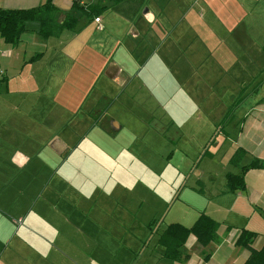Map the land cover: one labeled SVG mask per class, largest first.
<instances>
[{"label": "rangeland", "instance_id": "1", "mask_svg": "<svg viewBox=\"0 0 264 264\" xmlns=\"http://www.w3.org/2000/svg\"><path fill=\"white\" fill-rule=\"evenodd\" d=\"M146 1L142 5L141 0L138 11L132 5L125 15V26L138 27L137 23L142 22L156 29V23L148 24L142 18L144 8L154 12L157 9L153 0ZM157 1L160 10L166 13L169 3ZM184 1L181 9L191 4ZM197 6L195 2V9ZM189 16L192 25H201L200 18ZM101 19L103 33L94 31L90 20L84 30L74 28L64 30L59 37L53 35L59 41L54 51L48 48L41 59L26 63L21 74L10 79L8 87L19 93L20 99H16L19 95L5 98L2 94L5 83L0 82V207L9 214V217L0 215V252L17 253L18 259L9 264H26V261L29 264H134L141 253L143 257L137 264H145L147 253H160L159 259H164L161 246L155 244L158 230L172 223L190 226L201 212L218 223L216 233L220 235L221 231L222 241L228 243L227 234L232 230L261 228V234L252 242V247L257 248L264 237L263 220L255 214L250 218L235 211L229 214L227 208L233 207L235 201L231 194L221 193L225 189V173L237 171L227 163L236 144L230 140L222 142L225 132L232 135L234 130L221 131V122L238 115L233 104L237 92L241 98L252 92L244 104L255 99L252 87H258L257 96L264 94V73L250 78L255 74L245 75L247 65L222 66L215 62L219 53L226 52L223 48L230 40L219 29L206 34L208 47L198 40L191 44L192 63L187 67L182 41L192 37V31L186 35L171 34L176 43L168 40V53L164 43H160L153 49L155 54L150 60L151 47L145 49V58L132 54L135 42L131 29L113 38L110 32L123 19L118 9L101 13ZM183 22L182 19L179 24L181 29L187 25ZM103 34L105 41L99 39ZM38 39L41 40L35 36V41ZM112 40L117 43L109 51L99 47ZM216 40L221 42L214 48L211 43ZM39 46L38 42L32 45L31 52L41 51ZM14 47L11 46L12 57H19V61L9 65L19 68L31 55L22 54L26 50L23 47ZM104 56L119 65L129 64L126 75L135 78L123 91H120L122 85L103 76V65L99 66ZM147 58L148 66L140 71L141 63ZM79 60L84 63L89 60L93 70H83ZM38 68L41 71L37 72ZM237 69L245 77L235 74ZM188 74L190 80L183 82ZM108 90L113 93L97 103L95 116L83 119L90 101ZM115 94H119L118 98L110 102ZM242 110L249 109L242 106ZM77 120L80 124L75 125ZM53 139H59L62 144L64 141L71 151L61 162L54 156L57 160L53 162L54 169L45 163L53 153L47 145ZM15 151L33 156L18 175L10 160ZM250 160L245 155L240 163ZM61 193L63 198L58 199ZM56 203L62 210L67 209L64 203L77 204L80 212H69L71 218L63 220L54 209ZM26 207L31 209L25 218ZM95 213L97 219H109L107 229L112 238L109 241L100 233L93 236L97 226L91 217ZM18 217L21 223L16 221ZM151 219L158 223L149 230L147 223ZM84 220L91 222L87 221L80 232L78 222ZM24 224H28L29 232L24 230ZM86 228L91 233L89 238L83 233ZM196 245L186 246L185 251L194 264H228L230 261L221 262L223 254H232V258L242 262L244 253L240 252L246 253L238 246L237 253H215L213 257L218 245L215 241L205 243L204 247ZM220 246L227 249L224 242ZM22 253L30 256L23 263L19 260ZM206 254L209 257L212 254L209 260ZM0 259L5 260L3 256Z\"/></svg>", "mask_w": 264, "mask_h": 264}, {"label": "crops", "instance_id": "2", "mask_svg": "<svg viewBox=\"0 0 264 264\" xmlns=\"http://www.w3.org/2000/svg\"><path fill=\"white\" fill-rule=\"evenodd\" d=\"M45 1L46 0H0V8H31V7L39 6ZM166 1L167 3H169V6H168L169 9L166 13H163L162 10H160L159 2L157 0H153L155 7H157L155 12L150 8L149 9L145 8L146 10L142 14V18L146 23L148 24L153 23V22L156 23V25H154V28L156 29H153V27H147L146 25H143L142 22L140 23L141 25L137 23L138 27L133 26V25H132V28L130 25L125 26L127 24V21L125 20L127 16L125 15L129 13L133 4H134L133 6L134 10H137V11L140 10L139 4L141 3V0H116V1L115 0H50L51 4L56 8L53 14V17H54L53 20L55 24H61L67 17H70L74 20L72 26L70 27L63 26L59 30L53 33H50V35H48L47 37H43L37 33L38 28H39L38 22L29 21L25 23L24 25L25 30L20 35L17 44L11 45L9 43H6L0 37V51L3 52V53H0V82L5 83V90H4V93L2 94L5 96V98H8V99L13 98L15 95L17 96L19 95V93L12 92L10 88L8 87V83L10 79H13L16 76H19L26 63L32 62L35 58H38V60L41 59L42 55L45 54V51L48 48L53 49L56 43L59 42L57 41L58 38H56L57 40H55L53 35H56L57 37H59L60 34L64 30H72L74 28H76L77 31L84 30L87 27L86 25L89 23L90 20H92V23H93V30L103 33L101 13L109 12V9L110 10L118 9L119 13L121 14V17L123 18L121 21V25L117 29H115L113 32H110V33L114 35L113 38H117L121 34H125L129 32L128 30L131 29L130 33L132 37L134 38V42H135L134 47L132 48L133 51L132 50L131 51H132V54L136 53L137 57H140L141 55H143L145 58V49L147 47H151L152 48V53L150 54L151 55L150 60H151V58L155 54L153 49H155L157 46L159 47L160 43H164L166 53H168V50L170 49L168 40H171L170 42L172 44L176 43L175 39L171 36V34L179 35L178 33L182 32L184 35H186V34H191V31H192V34H191L192 37H187L186 41L184 39H183L184 42L182 41V43L185 45V46L183 45V50L187 52V58L185 60V64L187 67H190L192 63L191 54H190L191 44L198 40L199 43L202 44L204 47H208L209 43L206 42V34L216 33L217 32L216 30L219 29L220 32L227 33L229 35L230 40L228 42V45L225 46V48H223V49H227L226 52L224 54L219 53L218 56L216 57L215 62H217L219 65H222V66L229 65V64L231 66L247 65L248 72L245 75L255 74L254 76H250V78L251 77L256 78L257 75H261L262 73H264V70L261 69V67L264 66V0H189L191 4L190 5L187 4L186 7H184L183 9H181L182 8L181 3H183L184 0H166ZM146 2H147L146 0H142V5L146 4ZM195 2L198 4L197 9H195L196 8ZM93 9L94 11L92 15H89V16L86 15V12H88L89 10H93ZM197 10H198V13L196 12ZM78 13H81L82 15L80 16L78 15ZM189 15L195 16L197 19L200 18L201 25H198V26L192 25ZM96 16H98L100 19V22H99V25L101 26L100 29L96 27V23L93 21V17H96ZM175 19L177 23L176 26H175ZM182 19L187 23V25L185 22H183V25L185 24L186 27L184 28V26H182V29H181L180 28L181 25L179 26V24L181 23ZM163 24L167 26L163 28L162 27L164 26ZM194 28H196V30H194ZM156 35L158 36V39L156 38ZM35 36H39L41 40L38 39L37 41H35ZM104 36L105 35L103 34L102 37L99 39H101L102 41H105ZM92 38H95V37L92 35ZM33 41H35L34 44H36L37 42L40 43V46H42L41 51H37L35 53L31 52L32 45H34ZM67 42L64 44L65 48L67 46ZM220 42L221 40H216L211 44H214L213 47L215 48V46L217 47L220 45ZM21 43L22 45L19 46V44ZM116 43L117 41L115 42V40H112L111 43L104 42L101 45H99V47L102 50L109 51L111 45H116ZM11 46H15L14 48L23 47L26 50H23L22 54H25V52H27L28 54L31 55L27 59H24L22 61L19 68L11 67L9 65L11 62H15V61H16V64H18V61H19V57L17 56L12 57ZM215 55L216 53H214L212 56H215ZM123 56L125 58L126 56L127 58H129V56L126 54H123ZM31 57H33L34 59L31 60L30 59ZM148 59L149 58H147L146 60H143V62L140 65V71L143 69V67L148 66V63L150 62V60ZM102 60L103 62L102 64H100L99 67L103 65L101 68L103 72V76L106 79H109V80L112 79L111 82H118L119 85H122L123 89L120 91H123L127 87V84L130 83L135 78L133 76L129 77L128 75H126V68L129 64L126 65L125 63L121 62L119 65L114 61L110 62V60H106V56H104ZM73 62L74 60L72 61V63ZM79 64L81 65L83 70H85L86 72H89V68L90 70H93V66L91 67L89 65V60H87L86 63L79 60ZM110 65H113V66L111 67ZM108 66H110L111 70L108 69ZM46 70H47V66H45L44 72ZM39 71H41V68H38L37 72ZM49 72H50V69H49ZM243 72H244V69H243ZM235 74H237L238 76L242 75V73L239 74L238 69L236 70ZM48 75L49 73L47 74V71H46L45 78H47ZM245 75L241 77H245ZM187 77L188 78H185V77L183 78V82L184 80H190L189 79L190 74H188ZM111 82H108L110 83L109 85H113ZM249 83L251 84L252 82L250 81L247 84ZM252 88L253 90H255L254 101L244 104L246 99L252 95L251 94L252 92H250L248 96L245 95L244 98H241L242 95L237 92L235 102L233 104H235L234 108L237 109L235 111V114L237 112L238 115L236 117L232 116V118H228L227 120L221 119L222 122L221 121L219 122H221V124L223 125V128H221V131H224L226 129L234 130L232 135L226 131L225 132L226 137L222 140V142H225V140H230L231 143L236 144V147H241L244 151V154L242 155L239 161V165H246L253 158H256L262 164L259 167L248 168L244 172L243 189L235 190L231 192L224 189V191H222L221 193L227 192V194H231L235 201L233 203V207L227 208V211L229 214L235 211L237 215H240V216L245 215V217H249V218L253 214H255L259 218H261L264 223V101L262 100L264 99V94H259V96H257L258 87L256 89H254V87ZM75 90H76V84L74 86V91ZM78 91L81 93V90H78ZM116 91L117 90H115V92ZM110 93H113V92L111 90H108L107 92H102L101 94H97L98 99L93 98L92 101H90L88 108H86L84 112L85 117L83 119L88 120L91 116H95L96 107H98L96 106L97 103L99 101L104 102V100L108 98V95ZM118 95L119 94H115L113 98L109 96L110 97L109 101L112 102L113 99H117ZM219 97H221V95H219ZM16 99H20V95L16 97ZM16 101H20V100H16ZM20 104H21V101H20ZM242 106H244L245 108H248L249 110L247 111L242 110ZM78 124H80L79 120L75 122V125H78ZM28 126H31V125H28ZM52 141H55V143H52ZM48 144H49L50 150L53 153L50 154V157H48V161L45 163H47V165H49L52 169H54L55 163L53 164V162L57 161V160L55 161V157L59 160V162H61L62 158L65 157L71 151L68 148L67 144L63 141V144H64L63 145L59 139H53L51 141H48L47 145ZM234 149L230 150L231 151L230 155L234 151ZM245 155L250 157L251 160L247 163L241 164L240 162ZM30 158L33 159V156L32 157L29 156L24 151L23 152L15 151L12 154L10 160L15 168L14 173L16 175L22 172V170L26 167V165L30 161ZM228 158H227V163L229 164ZM64 161L66 162V160ZM230 165L232 166V164ZM232 167L237 168L236 172H238L239 166L233 165ZM236 172H231V173H236ZM62 196H63V193L58 194L57 198L62 199L63 198ZM59 203L55 204L54 209L60 213V216L62 217L63 220H67L71 218L69 216V212H71V214L75 211L80 212V211H77L78 210L77 204L73 205L72 203H64L67 209L62 210L59 207ZM30 209L31 208L29 207L23 208V213L25 215V218H26V215L30 213ZM0 215L9 217V214L7 212H4V210L1 207H0ZM96 215L97 214L95 213L91 217V219L94 222V225L97 226V231L93 233V236L94 234L100 233L104 237L105 240L109 241L110 239H112L110 230L107 229L109 225V219L107 220H105L104 218L97 219L95 217ZM107 216L109 217V214ZM48 217L49 215L47 214L46 218ZM16 221H19L20 223L22 222L21 218L19 217L16 218ZM87 221L88 220L86 221L84 220V222L82 221L81 223L78 222L79 224L78 227L80 229L79 230L80 232L82 231L81 228L86 226L85 223H87ZM88 222H91V221H88ZM155 223H158V220L151 219L147 223V229L150 230L151 226L154 225ZM100 225H102V227H100ZM165 226L162 229H164ZM186 227H189V226H186ZM247 228L248 229L246 230L255 232L256 237H259V235L261 234L260 233L261 228H256L255 226H249ZM162 229L161 230L157 229L158 231L156 232V240H155L156 243L155 244L161 246V249H160V251H162L161 256L164 257V259H159L160 253H155V254L147 253L145 264H194L193 260L189 258L188 253H184V254H187L186 257H184L183 254L175 256V257H171V256L167 257L164 255L165 246L158 243L157 241V238L159 234L161 233ZM24 230L26 232H29L28 224L27 225L24 224ZM224 230L226 231V229ZM83 233H85L84 235H86L88 238H89V235L91 236V233L90 232L88 233L87 228L83 230ZM220 233H221L220 235L216 233V240L214 241L218 245L215 248L213 257L215 256V253H233V252L237 253L238 246H234L233 241L235 237L237 236L238 231L232 230L230 233L227 234L229 235V238H228V240H230L229 243L225 240L222 241V237H223L221 236L222 232L220 231ZM27 236H26V239H27ZM38 237H41V236H38ZM23 239L24 238H22V240ZM263 241H264V237H262L260 245L263 243ZM54 242L55 240L51 244L52 247H54L53 246ZM223 242L225 245H227L226 247L227 249H223V247L220 246ZM196 243L198 242L195 240V237L191 234H188L181 245L184 247L186 251V246L190 248L196 247L197 246ZM198 245L200 244L198 243ZM2 251H4V248H2ZM103 252L106 253L105 250ZM200 252H203V251L200 250ZM240 253H244V258H245L246 253L243 251H241ZM16 254L17 253L8 254V253L0 252V258L2 256L5 258V260L0 261V264L2 263L4 264V261H5V264H9L10 261H13L17 258ZM35 254L39 256V254L37 253ZM231 255L223 254V260L221 262L225 261L227 263V261H230L228 262V264L241 262V261L237 262L238 261L236 260L237 258H232ZM211 256L209 257V254H208V256H206V259L209 260ZM19 257H20L19 260L21 262L22 260L25 261V259L30 258L28 254H23V253L20 254ZM142 257H143V253H141L137 257V259L134 261V264H137L138 262H140ZM13 264H15V262ZM26 264H29V262L26 261ZM200 264H207V263L201 262Z\"/></svg>", "mask_w": 264, "mask_h": 264}, {"label": "trees", "instance_id": "3", "mask_svg": "<svg viewBox=\"0 0 264 264\" xmlns=\"http://www.w3.org/2000/svg\"><path fill=\"white\" fill-rule=\"evenodd\" d=\"M55 10L56 8L51 4L50 0H46L41 5L31 8H0V37L6 43L11 45L17 44L20 35L25 30V23L29 21L38 22L39 28L37 33L43 37H47L50 33L59 30L63 26H72L74 20L70 17H67L61 24H55L53 20ZM93 11L94 9L89 10L86 12V15H92ZM30 59L33 60L34 58L31 57ZM243 154V149L236 147L228 158L229 164L239 166L238 172L225 173L224 186L229 192L243 189L244 172L248 168L259 167L262 164L256 158H253L246 165H239ZM217 224V222L201 212L189 227L175 223L167 224L159 234L157 241L165 246V256L175 257L183 254L186 257L187 254H184L186 252L181 244L187 235H193L195 240L204 246L205 243L216 240ZM227 231L228 228L226 227ZM255 237V232L241 228L233 244L234 246L244 248L246 256L242 262L230 264H264V241L259 247L254 248L252 247V242Z\"/></svg>", "mask_w": 264, "mask_h": 264}, {"label": "built area", "instance_id": "4", "mask_svg": "<svg viewBox=\"0 0 264 264\" xmlns=\"http://www.w3.org/2000/svg\"><path fill=\"white\" fill-rule=\"evenodd\" d=\"M93 21L96 23V27H97L98 29H100L101 26L99 25V22H100L99 17H98V16L93 17ZM0 53H3V52L0 51Z\"/></svg>", "mask_w": 264, "mask_h": 264}, {"label": "water", "instance_id": "5", "mask_svg": "<svg viewBox=\"0 0 264 264\" xmlns=\"http://www.w3.org/2000/svg\"><path fill=\"white\" fill-rule=\"evenodd\" d=\"M145 10H146L145 8L142 10V14L144 13ZM110 66L112 67L113 65H110ZM110 66H108V69L111 70ZM52 143H55V141H52Z\"/></svg>", "mask_w": 264, "mask_h": 264}]
</instances>
